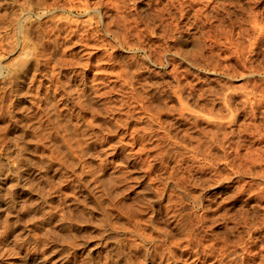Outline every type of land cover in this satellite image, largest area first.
Here are the masks:
<instances>
[{"label":"rangeland","instance_id":"rangeland-1","mask_svg":"<svg viewBox=\"0 0 264 264\" xmlns=\"http://www.w3.org/2000/svg\"><path fill=\"white\" fill-rule=\"evenodd\" d=\"M26 1L0 0V183L32 171L39 207L0 264H264V0Z\"/></svg>","mask_w":264,"mask_h":264},{"label":"bare ground","instance_id":"bare-ground-1","mask_svg":"<svg viewBox=\"0 0 264 264\" xmlns=\"http://www.w3.org/2000/svg\"><path fill=\"white\" fill-rule=\"evenodd\" d=\"M30 0H28V1H26V2H29ZM47 1H49V0H37V7H38V5H43V6H45L44 8L45 9H47V8H49V7H51V6H55L56 5V2L53 0H51L52 2H54L55 3V5H53V4H51V3H48ZM50 1V2H51ZM100 3H101V1L100 0H98ZM97 1V2H98ZM33 2H35V1H33ZM96 2V3H97ZM109 2V1H108ZM111 6H112V2H111V4H110ZM110 7V6H109ZM99 9V8H98ZM120 15V14H119ZM116 16H118V15H116ZM52 17H54V15L52 16ZM110 17V16H109ZM119 17V16H118ZM122 17V16H121ZM121 17H120V19H121ZM108 18V17H107ZM48 19V18H47ZM49 19H51V17L49 18ZM48 19V20H49ZM115 19V18H114ZM123 19V18H122ZM121 19V20H122ZM109 20V19H108ZM116 20V19H115ZM111 21L112 20H110L108 23H106L107 25H106V28H107V32H112L111 31ZM114 21V20H113ZM116 21H118V20H116ZM119 22V21H118ZM124 22V21H123ZM40 23V22H39ZM49 23H53V21L52 22H49ZM57 23V22H56ZM56 23H54L55 25H56ZM114 23V22H113ZM112 23V24H113ZM53 24V25H54ZM38 25V24H37ZM37 25H36V27H37ZM42 25V24H41ZM40 25V26H41ZM52 25V24H51ZM105 25V24H104ZM115 25V24H114ZM40 26H38V27H40ZM48 26H49V24H48ZM48 26H46V27H48ZM58 27H59V25H57ZM56 26V27H57ZM62 26V25H61ZM60 26V27H61ZM53 27V26H52ZM57 27V28H58ZM51 28V27H50ZM53 28H55V27H53ZM255 29H256V27H254ZM259 28V27H258ZM34 29V31L36 30L35 28H33ZM61 30H62V27L60 28ZM260 29H261V27H260ZM37 30H39V28H37ZM41 30V29H40ZM46 29H42V32H44ZM52 30L53 29H50V33H52ZM56 30V29H55ZM60 30V31H61ZM113 30V29H112ZM115 30V29H114ZM48 31V30H47ZM58 32V33H60V35H61V32ZM259 31H261V30H259ZM33 32V31H32ZM42 32L40 33V35L42 34ZM262 32V31H261ZM34 33V32H33ZM63 33V32H62ZM75 34L77 33V31H75L74 32ZM73 33V34H74ZM109 33V34H110ZM114 33V32H113ZM119 33V32H118ZM38 34V33H37ZM126 34V33H125ZM259 34H260V32H259ZM43 35V34H42ZM120 35V34H119ZM121 35H123L124 36V34H121ZM36 36V35H35ZM39 36V35H38ZM45 36H49L50 37V35H47V34H45ZM53 35H51V37H52ZM55 36H58V34L57 35H55ZM76 36H78V35H76ZM259 36V35H258ZM40 37V36H39ZM43 37V36H42ZM41 37V38H42ZM48 37V38H49ZM50 37V38H51ZM59 37V36H58ZM75 37V36H74ZM50 38H49V40H50ZM66 38V37H65ZM262 38V37H261ZM52 39V38H51ZM55 39H57V37L55 38ZM58 39H60V38H58ZM263 39V38H262ZM37 40H38V37H37ZM41 40V39H40ZM62 41H63V39H61ZM65 40V39H64ZM66 40L68 41V39L66 38ZM65 40V41H66ZM178 41H181V42H185L186 41V36H182V37H179L178 39H177ZM256 40H260L258 37H257V39ZM46 41H48V40H46ZM57 41V40H56ZM59 41V40H58ZM70 41V40H69ZM262 41V40H261ZM38 42V41H37ZM44 42H45V40H44V38H43V41H42V43H43V48L46 46V44H44ZM50 42V41H49ZM54 42V41H53ZM60 43V42H59ZM63 43H64V41H63ZM63 43H62V45H63ZM66 43V42H65ZM71 43V42H70ZM70 43H69V45H70ZM256 43H257V41H256ZM256 43L254 44V46H256ZM258 43H259V41H258ZM41 44V43H40ZM40 44H38L39 46H40ZM67 44V43H66ZM45 45V46H44ZM51 45H54V44H49V46H51ZM57 45H59V44H57ZM65 45V44H64ZM68 45V44H67ZM258 45V44H257ZM42 46V45H41ZM60 46H61V44H60ZM253 46V47H254ZM47 47V46H46ZM41 48V47H40ZM59 47H56V49H58ZM52 49H53V47H52ZM55 48H54V50H56ZM146 50V49H145ZM42 51V50H41ZM116 51V50H115ZM117 52V51H116ZM40 53V52H39ZM42 53V52H41ZM47 53V52H46ZM53 52H51V54H52ZM55 53V52H54ZM64 53H65V51H64ZM56 54V53H55ZM119 54V53H118ZM38 55H40V54H38ZM58 55V54H57ZM56 55V56H57ZM61 55H63V54H61ZM115 55H116V53H115ZM43 56H45V53L43 54ZM119 56V55H118ZM40 57V56H39ZM38 58V57H37ZM50 58V57H49ZM48 58V59H49ZM51 58H52V55H51ZM50 58V59H51ZM126 58V57H125ZM44 59V58H43ZM124 60V59H123ZM128 60V59H127ZM127 60H125L126 62H127ZM34 61V63H35V61H37V59L36 60H33ZM40 62V61H39ZM37 63V62H36ZM128 63V62H127ZM29 65V64H28ZM32 65V64H31ZM31 65H30V67H31ZM36 65H38V64H36ZM36 65H34V67L36 66ZM125 65H126V63H125ZM134 65H135V63H134ZM247 65V64H246ZM127 66V65H126ZM137 66V65H136ZM30 67L27 69V70H29L30 69ZM38 67V66H37ZM130 67V66H129ZM25 70H26V68H24ZM35 69V68H34ZM26 70V71H27ZM244 70H246V69H244ZM30 71H31V69H30ZM25 72V71H24ZM23 72V73H24ZM29 72V71H28ZM134 72H135V70H134ZM138 74H139V72L138 71H136ZM134 75V74H133ZM135 77V76H134ZM137 77H138V75H137ZM21 82V81H20ZM23 82V81H22ZM24 83V82H23ZM34 84H36V83H34ZM9 85V84H8ZM23 87V86H22ZM13 89H15L14 87H13ZM17 89V88H16ZM5 90V89H4ZM23 90V89H22ZM8 91V90H7ZM9 91H10V89H9ZM21 91V90H20ZM23 92V91H22ZM21 93V92H20ZM19 93V94H20ZM252 93V92H251ZM18 94V93H17ZM24 94V93H23ZM243 96L245 95V93L244 94H242ZM253 95V94H252ZM229 96V95H228ZM242 96V97H243ZM246 96V95H245ZM244 96V97H245ZM257 96V95H256ZM260 96V95H259ZM259 96H258V98H259ZM263 96V95H262ZM230 97V96H229ZM244 97H243V99H244ZM250 97V96H249ZM231 98V97H230ZM252 98V97H251ZM255 98H257V97H255ZM262 98V97H261ZM260 98V99H261ZM232 99V98H231ZM246 100H247V98H245ZM253 99L254 98H252V100L251 101H253ZM259 99V100H260ZM245 100V101H246ZM262 100V99H261ZM251 101H249V102H251ZM255 101H257L256 99H255ZM264 101V100H263ZM260 102V101H259ZM259 102H257V104L259 103ZM262 102V101H261ZM259 103V106H260V104H262V103ZM253 104V103H252ZM256 104V103H255ZM254 104V105H255ZM243 105V104H242ZM251 105V104H250ZM264 105V104H263ZM262 105V107H264ZM230 106V105H229ZM258 106V107H259ZM245 107V106H244ZM251 107V106H250ZM254 107V106H253ZM232 108V107H231ZM261 108V107H260ZM229 109V108H228ZM242 110L244 109V111L246 110V108H241ZM251 110L253 109L252 107L250 108ZM256 109V108H255ZM263 109V108H262ZM250 110V111H251ZM258 110V109H257ZM257 110H255V111H257ZM244 111H243V113H244ZM254 111V112H255ZM254 112H253V114L252 115H255L254 114ZM261 112H263V111H261ZM246 113V112H245ZM256 113V112H255ZM245 116V115H244ZM260 116V115H259ZM264 116V115H263ZM238 117V116H237ZM256 117V116H255ZM258 117V116H257ZM256 117V118H257ZM262 117V116H261ZM253 117L251 116V119H252ZM255 118V119H256ZM264 118V117H263ZM236 119V118H235ZM250 119V118H249ZM258 120V119H257ZM257 120H256V122H257ZM261 120H263L262 118H261ZM263 122V121H262ZM241 124V123H240ZM260 124L262 125L263 123H261L260 122ZM260 125V126H261ZM246 126V125H245ZM248 126V125H247ZM242 127V126H241ZM261 127H263V126H261ZM245 128V127H244ZM251 128L252 127H250V130L249 131H251ZM246 129V128H245ZM244 129V130H245ZM254 129V128H253ZM264 129V128H263ZM241 130H242V128H241ZM241 130H239V131H241ZM248 131V132H249ZM238 132V131H237ZM251 132H253V131H251ZM243 133V132H242ZM254 133V132H253ZM245 134V133H244ZM252 134V133H251ZM254 135V134H253ZM241 137H243V136H241ZM241 142V141H240ZM232 144V143H231ZM233 145H235V143L233 144ZM236 145H238V144H236ZM245 145V144H244ZM243 145V146H244ZM242 146V145H241ZM240 147V146H239ZM247 148V147H246ZM236 149H237V147H236ZM240 149V148H239ZM238 150V149H237ZM21 160H23V159H21ZM246 163V162H245ZM244 164V163H243ZM246 164H248V163H246ZM245 164V165H246ZM32 165H34V164H32ZM245 165H243V166H245ZM29 167V166H28ZM2 168V167H1ZM247 168V167H246ZM33 169V168H32ZM249 169H251V168H249ZM19 170V169H18ZM21 170V169H20ZM33 170H35V169H33ZM5 171H6V169H5ZM4 170H1V172L2 173H0L3 177H5L6 176V172H5ZM24 171H26V170H24ZM23 171V172H24ZM45 171L47 172V170L45 169ZM244 171H245V169H244ZM249 171V170H248ZM22 174H25V175H21V173ZM18 171L17 173H16V175H15V177L14 178H12L11 179V181H9V183L6 181L7 180V178H4L5 180L3 181V182H1L0 183V221H2V219H4L5 218V220L6 221H14L15 222V227L13 228V232H15V234H16V232H20L22 229V226L24 225L23 223L25 222H23V220H26V219H23L22 218V214L25 216V215H27V216H29L28 218H32L31 216H32V212L33 211H36L37 209H38V207H39V205H38V203L35 201V198H34V195H36V193H34V192H36V191H34V187H32V186H34L35 185V182L33 181V177H30V174L32 173V171H30L31 173H29V172H26V173H23L22 171ZM257 172V171H256ZM244 173V172H243ZM4 174V175H3ZM246 174V173H245ZM34 175V174H33ZM43 175V174H42ZM256 175V174H255ZM2 176H1V178H2ZM46 176V175H45ZM242 176V175H241ZM252 176V175H251ZM264 178V177H263ZM3 179V178H2ZM197 180V179H196ZM195 180V181H196ZM44 181H46V180H44ZM43 181V182H44ZM47 182V181H46ZM7 183H8V187H7ZM45 183V182H44ZM42 184V183H41ZM43 185V184H42ZM41 185V186H42ZM45 185V184H44ZM36 186V185H35ZM39 187V186H38ZM42 190H43V186H42V188H41ZM38 190H39V188H38ZM41 190V191H42ZM40 191V190H39ZM46 192V190L44 191V193ZM42 195V194H41ZM46 196V195H45ZM45 198V197H44ZM41 200V199H40ZM39 200V201H40ZM21 201H23V204H21L22 202ZM44 202V201H43ZM43 204V203H42ZM41 205V204H40ZM44 206V205H43ZM42 207V206H41ZM45 208H43V210H44ZM39 211H40V213L39 214H41V212H42V209L40 210L39 209ZM45 212V211H44ZM44 212H42L43 213V215H44ZM37 213H38V211H37ZM45 214H46V212H45ZM34 215H35V213H34ZM40 216H42V215H39V218H40ZM35 218H36V215L34 216ZM33 217V218H34ZM44 218H45V216H43ZM49 217V216H48ZM33 218L31 219V221L33 220ZM13 219V220H12ZM42 219V218H41ZM28 220V219H27ZM27 220H26V222H27ZM42 220H44V219H42ZM45 220H46V218H45ZM30 221V220H29ZM41 221V220H40ZM25 222V223H26ZM37 223H38V221H36ZM42 222V221H41ZM43 222H45V221H43ZM2 223V222H1ZM40 223V222H39ZM27 224V223H26ZM29 224V223H28ZM41 224V223H40ZM45 224V223H44ZM26 226V225H25ZM35 226V225H34ZM24 227V226H23ZM12 228V227H11ZM31 228V227H30ZM7 229V228H6ZM32 230V229H31ZM25 231V230H24ZM27 232V231H26ZM8 233V232H7ZM24 233V232H23ZM22 233V234H23ZM5 233H3V235H4ZM12 235V234H11ZM15 236V235H14ZM27 236H28V234H27ZM26 237V236H25ZM24 237V238H25ZM23 238V237H22ZM16 239V238H15ZM16 240H18V239H16ZM22 240V239H21ZM25 240V239H24ZM23 240V241H24ZM11 241H12V239H11ZM14 241V240H13ZM18 242V241H17ZM14 244V243H13ZM22 246V245H21ZM15 247V246H14ZM18 247V246H17ZM24 247V246H23ZM22 248V247H21ZM25 248V247H24ZM12 250V249H11ZM28 250V249H27ZM7 252V251H6ZM13 252V251H12ZM29 252H30V250H29ZM0 253H1V251H0ZM5 253V252H4ZM9 253V252H8ZM15 253V252H14ZM12 254V253H11ZM1 255V254H0ZM27 255V254H26ZM1 257V256H0ZM27 257H25V259H26ZM29 258V257H28ZM35 258V257H34ZM24 259V258H23ZM32 260V259H31ZM36 260V259H35ZM24 261H26V260H24ZM30 261V260H29ZM33 261H34V259H33ZM41 263V262H40ZM6 264V263H5ZM24 264H30V262H24Z\"/></svg>","mask_w":264,"mask_h":264}]
</instances>
